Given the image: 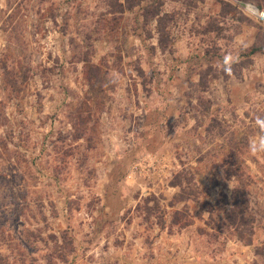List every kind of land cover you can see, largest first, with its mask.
<instances>
[{
  "label": "rangeland",
  "instance_id": "obj_1",
  "mask_svg": "<svg viewBox=\"0 0 264 264\" xmlns=\"http://www.w3.org/2000/svg\"><path fill=\"white\" fill-rule=\"evenodd\" d=\"M241 3L0 0V264H264Z\"/></svg>",
  "mask_w": 264,
  "mask_h": 264
},
{
  "label": "built area",
  "instance_id": "obj_2",
  "mask_svg": "<svg viewBox=\"0 0 264 264\" xmlns=\"http://www.w3.org/2000/svg\"><path fill=\"white\" fill-rule=\"evenodd\" d=\"M238 3V2H237ZM240 8H242L244 11L248 13V15L254 17L258 21H261L264 23V11H260L255 6L248 4V3H241L239 4Z\"/></svg>",
  "mask_w": 264,
  "mask_h": 264
},
{
  "label": "clouds",
  "instance_id": "obj_3",
  "mask_svg": "<svg viewBox=\"0 0 264 264\" xmlns=\"http://www.w3.org/2000/svg\"><path fill=\"white\" fill-rule=\"evenodd\" d=\"M231 62H232V57H231V56H226V57L224 58V65H226V67H225V69H224L225 71L230 72V70H231V69H230V64H231ZM257 123L260 124L262 128H264V121H261V120L258 118V119H257ZM260 146H261L262 148H264V137H261V140H260ZM251 150H252L253 152L256 151V146H255V144L252 145Z\"/></svg>",
  "mask_w": 264,
  "mask_h": 264
},
{
  "label": "trees",
  "instance_id": "obj_4",
  "mask_svg": "<svg viewBox=\"0 0 264 264\" xmlns=\"http://www.w3.org/2000/svg\"><path fill=\"white\" fill-rule=\"evenodd\" d=\"M157 207H158V204H157ZM146 209L148 210V212H150V211H152V209H150V207L148 206V203H146ZM175 213V217H176V219L173 221V223L174 224H180V225H186L187 223H188V221L187 222H185L184 224L183 223H181V221L182 220H180V219H178L179 217L178 216H181L182 215V213L181 212H179V211H175L174 212ZM174 217V218H175Z\"/></svg>",
  "mask_w": 264,
  "mask_h": 264
}]
</instances>
